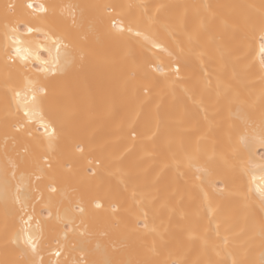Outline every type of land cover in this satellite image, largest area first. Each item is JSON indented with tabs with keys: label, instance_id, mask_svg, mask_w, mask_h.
I'll use <instances>...</instances> for the list:
<instances>
[{
	"label": "bare ground",
	"instance_id": "bare-ground-1",
	"mask_svg": "<svg viewBox=\"0 0 264 264\" xmlns=\"http://www.w3.org/2000/svg\"><path fill=\"white\" fill-rule=\"evenodd\" d=\"M24 2L0 0V260L259 264L264 0H32L69 46L54 75L6 58L7 6ZM32 86L29 120L9 89ZM23 228L35 254L12 242Z\"/></svg>",
	"mask_w": 264,
	"mask_h": 264
},
{
	"label": "snow or ice",
	"instance_id": "snow-or-ice-1",
	"mask_svg": "<svg viewBox=\"0 0 264 264\" xmlns=\"http://www.w3.org/2000/svg\"><path fill=\"white\" fill-rule=\"evenodd\" d=\"M8 10L10 11L11 15L15 18L12 22H9L7 17L5 18V32L4 38L5 40H10L11 44L7 45L8 48L13 49V51L6 52L7 60L12 61L13 63L16 62L18 58L19 61L23 64L24 62L28 61L29 58H34L40 62V66L35 68V71L42 74H55L57 71L61 69L58 68V65L61 63V57L67 56V53H62V48L66 49L69 46L64 43L62 39L54 37V35L50 34L49 31L45 30L40 26V24L44 23L47 19V16L50 13V6L45 5L43 3H33L32 0H25L23 4L16 5V4H9ZM73 6H67L65 9L66 11L68 8H72ZM105 11L111 13L114 11V6L112 5H105ZM56 6H51V10L54 12ZM73 17V23L75 24V12L69 11L68 13ZM36 21L37 23H33ZM113 29H116L118 32L123 33L125 31L124 25L121 24H112ZM128 31H132L131 28L127 29ZM136 35H141V33L136 32ZM147 39V37H145ZM41 40L45 41L46 43H41ZM50 42V43H47ZM153 47L160 48L156 42H152ZM40 51H45L48 53V59L42 60L40 57ZM259 62L262 69H264V35L261 36L259 41ZM66 63H71V60H66ZM49 65H51L49 67ZM26 66V65H25ZM179 67L174 69L175 72L179 73ZM155 71L163 72L164 70L157 66ZM29 84L32 82L29 81ZM9 91L12 93V98L17 106V111H20L23 108L24 116L28 117L29 120L32 119L34 115L38 114V104L39 100L38 97L41 93L45 92L43 87H29L28 90L22 93L15 88H10ZM29 103L33 106L31 109L28 107ZM264 116V113H262ZM41 125L40 127L44 129V136L51 142V138L55 136V126L49 125L48 123L43 122V117H41ZM51 127V132L49 128ZM15 131H21V127L15 126ZM39 132V129H37ZM31 135V132H29ZM77 150L83 152V148L79 145L76 146ZM47 162V161H45ZM255 180V177H253ZM261 185H264V175L260 177ZM53 192L56 191L55 188L51 189ZM260 192L261 200L264 201V187L258 189ZM19 202V200H18ZM95 207L97 209L101 208L102 205L100 203H96ZM115 210V209H114ZM81 213L85 210L83 207L79 209ZM31 220V217H29ZM25 224L28 221H24ZM260 235H261V243L264 246V224L260 226ZM20 240H23L26 248L31 251V253L35 254L37 252V247L34 242V237L28 235L27 228L21 229V234H16L13 236L12 242L15 244H19ZM225 243H227V238H225ZM24 255L25 253L22 251L21 253ZM60 252H55L56 256H60ZM0 264H13V262L8 260H0ZM26 264H32L31 261H27ZM105 264H127L126 261L123 260H113L107 261ZM233 264H237L236 261H233ZM259 264H264V254L261 255V259L259 260Z\"/></svg>",
	"mask_w": 264,
	"mask_h": 264
}]
</instances>
